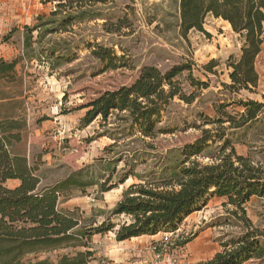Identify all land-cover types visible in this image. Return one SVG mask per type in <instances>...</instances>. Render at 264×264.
<instances>
[{
  "label": "rangeland",
  "instance_id": "obj_1",
  "mask_svg": "<svg viewBox=\"0 0 264 264\" xmlns=\"http://www.w3.org/2000/svg\"><path fill=\"white\" fill-rule=\"evenodd\" d=\"M52 10V4L41 0H0V59L17 62L15 80L0 81V91L24 101L27 127L18 151L36 168L40 188L53 185L72 171L88 170L93 184L84 192L77 189L71 197H61L58 204L60 209L73 211L83 224L122 218L110 216V211L123 189L138 179L130 175L116 188L100 192L95 183L106 178L108 169L115 165L112 181H117L128 166L135 175L157 172L163 164L173 162L178 147L194 141L202 128H213L203 123L220 114V105L236 114L243 111L239 101L264 103L258 87L256 92L227 87V59L238 53L240 43L220 18L205 17L203 27L208 36L197 30L181 35L179 0L96 4L82 19L60 26L62 16L52 18ZM100 48L111 54L117 68L93 53ZM178 64L189 69L175 81L192 100L187 103L175 97L162 111L159 127L168 133L153 139L125 135L124 123L116 113L106 123L97 117L82 125L85 105L105 91L131 84L142 67L155 66L165 72ZM233 139L238 153L251 156L264 167V115L251 128L237 130ZM17 184V180L6 182L11 188ZM223 199L211 197L183 220L179 227L183 239H189L191 259L181 256L184 245L178 241L174 245L181 247H172L174 264L204 262L222 251L223 243L243 233L241 221L231 215V206H223ZM246 212L252 225L263 230L262 200L251 198ZM65 252L30 254L22 264L44 258L56 261ZM242 264H264V257Z\"/></svg>",
  "mask_w": 264,
  "mask_h": 264
},
{
  "label": "trees",
  "instance_id": "obj_2",
  "mask_svg": "<svg viewBox=\"0 0 264 264\" xmlns=\"http://www.w3.org/2000/svg\"><path fill=\"white\" fill-rule=\"evenodd\" d=\"M113 1L41 0L43 4L53 5L52 18L62 16L59 26L82 19L93 5ZM207 15L226 21L241 39L239 55L227 59L230 69L227 87L233 91L256 92L259 76L255 62L264 43V0H179L181 35L197 30L208 36L203 27ZM93 53L100 59H108L111 68L118 67L104 48ZM16 64V60L0 59V81L15 80ZM187 69L184 64L174 65L165 72L155 66L142 67L131 84L105 91L85 105L82 125H89L97 117L106 123L116 113L124 123L125 135L153 139L168 133L159 127L162 111L175 97L187 103L192 100L175 81ZM239 104L243 111L236 114L224 111L225 105H220V114L203 123L213 128H202L194 141L178 147L173 162L163 164L157 172L135 175L128 166L117 181H112L115 165L108 169L106 178L95 183L100 192L116 188L130 175L138 179L123 189L110 211V216L122 218L83 224L73 211L60 209L58 204L61 197L69 198L73 191L93 184L88 170L72 171L53 185L40 188L36 168L18 151L27 127L24 101L0 91V264H22L30 254L60 249L66 252L56 261L44 258L28 264H89L94 256L93 235L113 232L115 239L122 241L169 232L215 196L225 199L223 206L232 207L231 215L245 229L235 239L223 243L222 251L197 264H242L263 258L264 229L252 225L246 204L252 197L264 203V167L251 156L238 153L233 138L237 130L245 131L260 121L264 103L251 99ZM8 180H17L18 184L8 187ZM188 241L186 238L178 244Z\"/></svg>",
  "mask_w": 264,
  "mask_h": 264
},
{
  "label": "crops",
  "instance_id": "obj_3",
  "mask_svg": "<svg viewBox=\"0 0 264 264\" xmlns=\"http://www.w3.org/2000/svg\"><path fill=\"white\" fill-rule=\"evenodd\" d=\"M223 24H225V29L237 38L240 43L239 51L235 54V56H238L240 53L241 39L238 34L231 30L226 21H223ZM206 32L208 31L206 30ZM255 68L259 76L258 91L260 97L264 99V43L261 52L256 58ZM224 201L225 199H223ZM163 234L164 232H159L155 235H141L122 241H117L113 232L95 234L91 238V249L94 251V259L89 264H98V262L99 264H152L153 254L149 250V245L159 240ZM188 243L190 242L185 243L183 247L180 246L181 248L177 245L175 247L183 250L181 251L183 258L187 257V259H191Z\"/></svg>",
  "mask_w": 264,
  "mask_h": 264
},
{
  "label": "built area",
  "instance_id": "obj_4",
  "mask_svg": "<svg viewBox=\"0 0 264 264\" xmlns=\"http://www.w3.org/2000/svg\"><path fill=\"white\" fill-rule=\"evenodd\" d=\"M181 232L180 227L169 232H164L159 240L149 245V250L153 254V262L156 264H174L172 247L183 239Z\"/></svg>",
  "mask_w": 264,
  "mask_h": 264
}]
</instances>
